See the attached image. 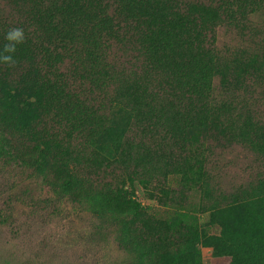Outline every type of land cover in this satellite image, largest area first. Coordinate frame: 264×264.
Here are the masks:
<instances>
[{"label": "trees", "instance_id": "trees-1", "mask_svg": "<svg viewBox=\"0 0 264 264\" xmlns=\"http://www.w3.org/2000/svg\"><path fill=\"white\" fill-rule=\"evenodd\" d=\"M0 11L3 25L33 30L18 46L17 64L6 70L0 65L1 153L7 161L35 170L54 195L65 193L81 205L115 210V215L150 211L119 186L113 200L85 190L77 173L65 166L66 148L75 149L72 132L77 122L69 133L66 127L67 138L60 139L53 136L55 129L50 131L47 119H62L68 99L70 121L81 113L93 117L84 106L95 101L108 102L111 117H124L112 130L104 126L106 136H122L143 124L158 129L154 135L162 142L152 152L161 154L175 145L196 150L241 144L264 156V125L255 123L257 115L248 109L252 105L258 113L264 108V42L252 44L246 37L248 42L236 47L215 45V30L221 25L245 40L241 25L259 13L264 17V0H0ZM259 32L264 37V29ZM38 57L51 60L49 69L55 74L50 83L38 77ZM62 64L68 65L70 76L61 72ZM76 85L87 99L73 92ZM86 131L78 149L97 151L89 128ZM110 149L115 150L107 149L106 161ZM118 150L113 161L123 165L124 150ZM126 176L131 179L133 173ZM92 194L98 195L91 199ZM147 231L144 224L135 228L128 244L142 247L154 264L163 262L162 254L180 256V245L172 252L169 244H155Z\"/></svg>", "mask_w": 264, "mask_h": 264}, {"label": "rangeland", "instance_id": "rangeland-1", "mask_svg": "<svg viewBox=\"0 0 264 264\" xmlns=\"http://www.w3.org/2000/svg\"><path fill=\"white\" fill-rule=\"evenodd\" d=\"M242 24V37H248L252 44L264 42L259 32L264 29V17L260 13ZM24 26L26 36L33 32L26 25L0 23L3 31L0 46L5 43L6 28ZM233 34L228 25L217 27L215 45L236 47L248 42L247 38L243 40ZM37 63L38 77L50 83L55 74L49 69L51 60L43 62L38 57ZM67 66L62 64L61 72L70 76ZM9 67L1 65L3 70ZM73 92L88 98L77 85ZM69 104L68 99L62 119H55L54 123L51 119L54 115L47 119L50 131L55 129L53 136L60 139L67 138L65 128L69 133L71 124L77 122L72 132L75 149L66 148L65 166L77 173L85 190L100 192L113 200L111 196L119 186L130 200L150 211L133 217L115 215L112 213L117 214L115 210L106 212L98 205H81L65 193L54 195L53 190L40 183L35 170L7 161L0 143V264H154L142 247L133 248L127 242L129 237L133 239V230L141 224L152 232L155 244L164 247L169 244L172 252H177L179 245L183 248L177 258L162 254L163 262L155 264H264V156L261 151L241 144L221 148L211 145L196 147V150L175 145L172 150L159 154L152 152L162 142L154 135L158 129H145L143 124L122 136L112 132L106 136L105 127L112 130L119 126L118 118L125 120L114 113V118L110 116L108 102L87 103L85 110L89 114L93 111V117L81 113L74 121L67 116ZM248 109L257 115L254 122L264 125V108H258V113L252 105ZM88 128L97 148L89 153L78 149ZM111 147L115 150H109L107 162L106 151ZM116 149L118 154L125 151L123 165L113 161ZM202 149L206 151L199 164ZM132 173L133 178L128 179L126 175ZM167 191L171 194H166ZM244 192H252V198ZM96 195L92 194L91 199ZM231 196L225 202L224 198ZM183 233L185 237L181 236ZM149 238L151 241V235Z\"/></svg>", "mask_w": 264, "mask_h": 264}, {"label": "clouds", "instance_id": "clouds-1", "mask_svg": "<svg viewBox=\"0 0 264 264\" xmlns=\"http://www.w3.org/2000/svg\"><path fill=\"white\" fill-rule=\"evenodd\" d=\"M25 30L22 27L10 28L4 34L5 43L0 46V65L15 66L18 46L25 42Z\"/></svg>", "mask_w": 264, "mask_h": 264}]
</instances>
